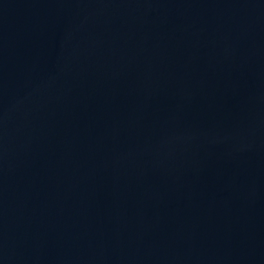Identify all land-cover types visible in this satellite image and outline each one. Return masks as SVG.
Segmentation results:
<instances>
[{
  "label": "water",
  "instance_id": "95a60500",
  "mask_svg": "<svg viewBox=\"0 0 264 264\" xmlns=\"http://www.w3.org/2000/svg\"><path fill=\"white\" fill-rule=\"evenodd\" d=\"M0 264H264V0H0Z\"/></svg>",
  "mask_w": 264,
  "mask_h": 264
}]
</instances>
